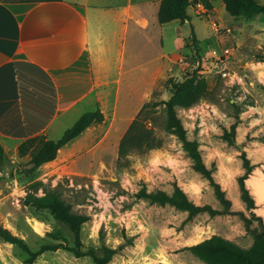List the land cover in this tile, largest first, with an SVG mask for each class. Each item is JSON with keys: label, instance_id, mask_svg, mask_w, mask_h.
I'll return each mask as SVG.
<instances>
[{"label": "rangeland", "instance_id": "374dc122", "mask_svg": "<svg viewBox=\"0 0 264 264\" xmlns=\"http://www.w3.org/2000/svg\"><path fill=\"white\" fill-rule=\"evenodd\" d=\"M258 2L264 4V0ZM210 3L208 11L201 6L188 10L190 25L183 28L181 39H172L174 31L168 30L164 43L168 56L154 60L160 49L154 43L147 55L153 64L124 73L118 87L105 89L99 103L103 122L63 147L54 161L26 175L29 157L5 153L0 168L2 229L22 239L31 251L45 244L72 245L68 228L50 210L36 209L29 200L30 195H48L68 204L71 213L85 217L80 231L84 250L105 245L115 251L107 264H162L165 260L167 264H204L188 247L215 235L244 250L252 246L254 234L237 214L188 217L185 211L138 196L141 190L172 194L178 186L194 204L222 209L213 187L193 170L180 140L164 128L162 102L170 96L167 81H181L193 72L205 80L206 96L190 108H177V116L187 138L198 144L214 180L231 200L239 192L237 178L244 173L241 153L245 152L257 165L256 180L264 182V15L232 18L221 0ZM191 27L198 52L191 41ZM148 102L159 104L149 116L163 145L132 153L119 164L118 143ZM96 106L84 105L65 121L61 134ZM236 120L235 142L230 144L224 133ZM231 210L250 217L244 204L237 207L232 202ZM257 226L252 219L251 229ZM0 264L94 263L88 256L76 257L63 248L45 251L32 260L0 238Z\"/></svg>", "mask_w": 264, "mask_h": 264}, {"label": "crops", "instance_id": "0c3cea01", "mask_svg": "<svg viewBox=\"0 0 264 264\" xmlns=\"http://www.w3.org/2000/svg\"><path fill=\"white\" fill-rule=\"evenodd\" d=\"M160 1L0 0V144L5 153L17 154L19 144L37 136L58 140L65 121L84 105L99 108L105 89L118 87L124 73L168 56V30L174 31L172 39H181L190 22L158 24ZM154 43L160 49L153 60L147 55ZM256 178L253 169L245 185L256 205L253 212L264 221V182ZM231 202L242 207L239 192Z\"/></svg>", "mask_w": 264, "mask_h": 264}, {"label": "trees", "instance_id": "16d2710c", "mask_svg": "<svg viewBox=\"0 0 264 264\" xmlns=\"http://www.w3.org/2000/svg\"><path fill=\"white\" fill-rule=\"evenodd\" d=\"M10 1L41 2L53 0ZM221 1L224 5L225 12L232 18L250 19L254 15H264V4H261L258 0ZM196 6H201L207 11L212 9L210 0H161L156 15L157 22L162 25L173 21H179L181 23L189 21L188 10ZM191 41L196 48V52H198V40L192 27ZM167 85L170 96L166 101L162 102L166 115L164 123L165 131L168 134H174L180 140L184 151L192 162L193 170L199 173L213 187L214 195L221 204L222 209H215L210 205L199 206L194 204L178 186H175L172 194H168L165 191L146 192L145 190H141L138 196L160 205L168 204L178 210L185 211L188 213V217H194L201 213H207L211 217L221 214H237L241 216L245 222L247 231L254 234L252 246L248 250H244L217 235L190 246L188 249L204 264H264V221L253 212L256 205L253 196L245 185V180L257 165L250 162L245 152L241 153L244 173L237 178V185L240 200L250 215V217H247L242 211L231 210V200L226 197L225 192L214 180L212 169L205 165L198 144L187 138L186 130L177 116V108H190L205 98L207 93L205 80L197 72H193L181 81L169 79ZM158 105L157 102L145 103L130 122L118 143L117 153L119 164H124L127 157L132 153H146L162 147L163 139L156 136L152 127V119L149 116V113L155 110ZM103 120V113L97 108L94 111L82 114L72 127L65 130L64 134L58 140H47L44 136H37L19 144L17 147L18 156L20 158L29 157L28 165L30 167L24 170L26 175H30L42 165L54 161L61 148L79 137L87 128L94 124H100ZM237 126L238 120L232 123L230 131L226 130L224 133L225 139L230 144L235 142L234 137ZM4 160L5 151L0 144V168L3 166ZM29 200L36 209L50 210L53 216L71 232L73 244H45L38 250L31 251L22 239L12 236L8 231L0 227V238L3 241L15 244L19 249L28 254L32 260L45 251L57 250L58 248H63L76 257L88 256L94 264H107L111 260L115 251L105 245L99 248L89 247L84 250L81 243L80 231L82 224L85 222V217L71 213L69 205L64 201L48 195L43 197L30 195ZM252 219L258 222V226L255 229H251L250 227Z\"/></svg>", "mask_w": 264, "mask_h": 264}, {"label": "clouds", "instance_id": "9594fccd", "mask_svg": "<svg viewBox=\"0 0 264 264\" xmlns=\"http://www.w3.org/2000/svg\"><path fill=\"white\" fill-rule=\"evenodd\" d=\"M156 163H159V161H156ZM162 264H167V261H163Z\"/></svg>", "mask_w": 264, "mask_h": 264}, {"label": "water", "instance_id": "95a60500", "mask_svg": "<svg viewBox=\"0 0 264 264\" xmlns=\"http://www.w3.org/2000/svg\"><path fill=\"white\" fill-rule=\"evenodd\" d=\"M242 149H243V148L240 146V150H241V151H242ZM0 175H1V173H0ZM22 175H24V173H22ZM16 177H17V176H16Z\"/></svg>", "mask_w": 264, "mask_h": 264}, {"label": "bare ground", "instance_id": "6f19581e", "mask_svg": "<svg viewBox=\"0 0 264 264\" xmlns=\"http://www.w3.org/2000/svg\"><path fill=\"white\" fill-rule=\"evenodd\" d=\"M262 15V14H261ZM254 17H255V15H254ZM36 230L38 231L39 230V228L38 227H36Z\"/></svg>", "mask_w": 264, "mask_h": 264}]
</instances>
